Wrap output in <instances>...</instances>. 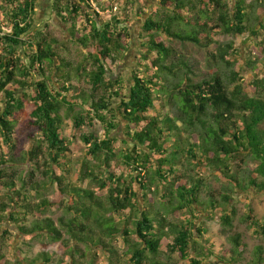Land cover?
Instances as JSON below:
<instances>
[{
	"label": "trees",
	"instance_id": "obj_1",
	"mask_svg": "<svg viewBox=\"0 0 264 264\" xmlns=\"http://www.w3.org/2000/svg\"><path fill=\"white\" fill-rule=\"evenodd\" d=\"M137 1L107 17L102 0H53L69 43L83 50L76 62L49 26L34 29L39 0H0V221L25 239L59 243L67 257L13 252L12 261L0 240V264H99L94 247L107 254V264H125L118 238L132 264H164L157 259L163 248L183 264H264V246L247 263L241 233L230 237L231 249L217 251L201 223L202 212L221 211L222 225L232 229L237 192H264V0H155L129 86L124 76L107 75L130 49L128 10ZM218 36L250 43L252 79L236 68L233 52L242 50L232 42L209 52L215 68L201 81L168 45L208 50ZM69 120L75 129L96 121L104 128L102 136H83L88 147L78 174L64 135ZM120 120L131 140L122 153L113 137ZM206 171L219 173L224 193L211 190ZM51 186L56 200L46 196ZM54 207L63 209L57 223L45 217ZM243 222L264 237V220L252 211Z\"/></svg>",
	"mask_w": 264,
	"mask_h": 264
},
{
	"label": "rangeland",
	"instance_id": "obj_2",
	"mask_svg": "<svg viewBox=\"0 0 264 264\" xmlns=\"http://www.w3.org/2000/svg\"><path fill=\"white\" fill-rule=\"evenodd\" d=\"M130 0H102L103 2V16L111 17L113 15H122V12L125 10V4ZM101 2V0H100ZM53 0H39L36 5L37 16H36V24L34 26L35 30L44 29L49 26V32L52 33L55 37L61 40L65 46H68V51H65L68 59L72 61H80L83 57V50L80 47H77L74 44L69 43L70 35L68 34V30L65 25L61 22L59 18L52 11ZM111 7H118V10H112ZM157 7V3L155 0H140L137 1L135 7H130L128 12L130 14V18L132 21L131 32H132V40L128 53L124 57L123 61L120 62L119 65L113 67L111 72L107 75L109 78L117 79L121 76L126 78L129 86L133 84L132 77L133 72L140 68V55H141V40L140 36L142 34L144 20L148 14H150ZM143 9L147 14L143 17H137L135 10ZM246 38L243 37H233V36H218L214 38L215 44H213L208 50L192 45V44H181L178 42H169L168 45L174 47L178 51V55L188 62H190L191 67H193L194 75H192L196 81H201L207 77L209 73L215 68L214 61L209 59V52L216 53L217 47L219 45H224L232 42L234 47L237 50H242V53L239 56H235L234 53V64L236 68H241L246 75V79H252L253 76L251 74L250 69L248 68L246 62L248 57L247 52L245 51L250 47V43H245ZM120 100H115V104H119ZM121 121V120H120ZM67 128L64 132V135L69 138V140L73 143L72 145V156L73 160L76 164L77 174L81 172V166L83 161L86 159L87 153V145L83 139L84 135L89 133H96L99 136L104 134V128L101 122L96 121L95 125L90 127H83L81 129H75L72 126V122L67 121ZM113 137H116L119 141L117 143L119 152H125L131 146L129 144H125L124 141L131 142V140L126 136V130L124 128V122L121 121V126L113 133ZM22 138V137H21ZM31 148V144L27 143L25 149L28 150ZM121 163L115 164L114 168L117 170L118 175L122 174V171L119 170L121 167ZM21 171L24 170L23 167L20 168ZM205 176L207 178V182L211 187V190L219 191L220 193H224L223 187L225 185L224 181L219 179L218 172L206 171ZM37 180H44V175L38 173ZM76 184L80 186L83 183H80L74 177L73 180ZM21 186V183H19ZM56 188L50 187V192L46 195L50 200H56L58 197L56 195ZM34 200L39 201L37 199V195L35 192H31ZM155 199V197H153ZM235 200L232 202L234 209L237 210V216L235 218L234 227L232 229L224 227L220 221V216L222 215L221 211L218 213L208 214L207 212H202L203 217L201 218V223L206 224V228L208 230L206 237L210 239L211 243L216 245L217 251L221 248L223 249H231L232 244L230 242V237L236 233H241L243 235V242L247 246V253L245 257L248 259L247 263L251 261L254 250L258 246H264V237L257 235L254 233V230H250L243 221L252 211L253 216L255 215L260 220H264V192L259 193L254 189H250L248 192H237L234 197ZM143 202V200H141ZM63 215V209L54 207L53 210L47 214L45 217H51L56 223L59 217ZM188 216H181V219H186ZM9 231L12 236H6L5 232ZM66 239V238H65ZM0 240L6 242V247L4 248V252L7 253V258L10 260H14L12 253L15 252L16 255L20 253L21 255H25L26 257H36L41 252L47 250L48 252H53L56 258V261L59 259H67L63 254V249L61 248L59 243H46L43 238L39 239H25V236L22 235L17 227L9 222H1L0 221ZM136 242V239H133ZM115 245L120 252V255L125 260V264H132L130 262L131 255L128 253V246L125 245L123 239L118 238L115 241ZM86 251L87 249L83 247ZM97 256V262L99 264H107V254L103 252L101 248L94 247L92 249V256ZM128 255V256H127ZM193 257V256H192ZM160 262L164 264H183L176 257H169V254L165 248L162 249L159 257L157 258ZM70 263V260L67 261Z\"/></svg>",
	"mask_w": 264,
	"mask_h": 264
}]
</instances>
